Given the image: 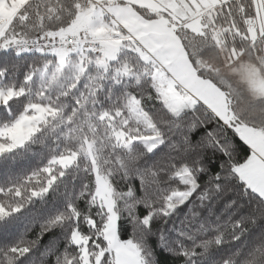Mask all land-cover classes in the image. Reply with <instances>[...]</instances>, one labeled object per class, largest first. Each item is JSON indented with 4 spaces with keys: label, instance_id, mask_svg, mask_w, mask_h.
<instances>
[{
    "label": "snow or ice",
    "instance_id": "6c2138e0",
    "mask_svg": "<svg viewBox=\"0 0 264 264\" xmlns=\"http://www.w3.org/2000/svg\"><path fill=\"white\" fill-rule=\"evenodd\" d=\"M0 264H264V0H0Z\"/></svg>",
    "mask_w": 264,
    "mask_h": 264
}]
</instances>
